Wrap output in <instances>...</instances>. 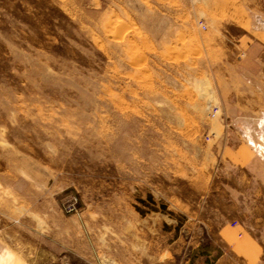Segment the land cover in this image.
Masks as SVG:
<instances>
[{
    "label": "rangeland",
    "instance_id": "1",
    "mask_svg": "<svg viewBox=\"0 0 264 264\" xmlns=\"http://www.w3.org/2000/svg\"><path fill=\"white\" fill-rule=\"evenodd\" d=\"M187 11L175 0H0V200L33 226L70 217L72 256L87 243L100 253L91 259L111 258L123 226L137 240L159 213L184 223L179 205L198 208L206 192L192 177L216 172L202 166L210 121L181 113L199 110L182 93L208 66L207 36ZM245 172L227 170L229 197L216 180L201 215L240 217L264 245V158Z\"/></svg>",
    "mask_w": 264,
    "mask_h": 264
},
{
    "label": "crops",
    "instance_id": "2",
    "mask_svg": "<svg viewBox=\"0 0 264 264\" xmlns=\"http://www.w3.org/2000/svg\"><path fill=\"white\" fill-rule=\"evenodd\" d=\"M175 2L188 10L186 15L208 39L202 45L208 66L198 72V81L192 80L182 93L183 98L191 99L188 102L196 99L194 104L199 110L195 113L191 108L181 109L185 119L210 121L208 143L203 149L206 163L202 166L215 167L216 172L207 180L192 177L197 187L206 191L200 193L198 208L182 202L178 210L186 219L180 225L155 212L161 216L152 225L144 224L137 240L133 234L135 225L123 226L127 234L120 243L124 246L118 245L111 258L91 259L90 254L100 253L84 243L73 253L77 260H72L70 217L56 211V218L42 222V227L33 226L23 211L3 207L0 200V264H151L152 254L166 263L178 257L181 264H264L263 242L251 233L244 220L235 217L216 224L201 215L208 207L209 196L214 195L211 191L216 180L223 186V195H231L225 191L229 184L227 170L236 168L247 174L245 169L257 156L264 158V0ZM213 109L216 111L211 118ZM195 151L192 156L199 168V149ZM250 179L245 175L238 180L246 186ZM127 212L134 217V208ZM260 221L264 228V216ZM177 230L187 233L185 238L176 234L168 240L166 233ZM155 231L160 235L152 244L151 233ZM208 232L214 240L202 236ZM92 242L97 247V241Z\"/></svg>",
    "mask_w": 264,
    "mask_h": 264
},
{
    "label": "built area",
    "instance_id": "3",
    "mask_svg": "<svg viewBox=\"0 0 264 264\" xmlns=\"http://www.w3.org/2000/svg\"><path fill=\"white\" fill-rule=\"evenodd\" d=\"M202 28L205 29V25L204 24H201ZM215 111L216 109H213L212 112H210V117L213 118L214 115H215ZM78 199L76 196H73L69 199H66L62 202V210L67 213V214H70V213H76L78 211Z\"/></svg>",
    "mask_w": 264,
    "mask_h": 264
}]
</instances>
